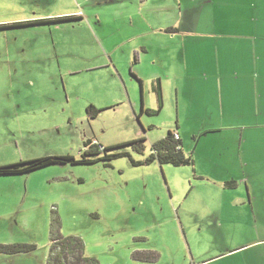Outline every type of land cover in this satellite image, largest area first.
Returning <instances> with one entry per match:
<instances>
[{"label":"rangeland","instance_id":"obj_1","mask_svg":"<svg viewBox=\"0 0 264 264\" xmlns=\"http://www.w3.org/2000/svg\"><path fill=\"white\" fill-rule=\"evenodd\" d=\"M168 132L193 165H134ZM68 156L0 176L35 246L0 264H48L54 216L100 264H264V0H0V167Z\"/></svg>","mask_w":264,"mask_h":264},{"label":"trees","instance_id":"obj_2","mask_svg":"<svg viewBox=\"0 0 264 264\" xmlns=\"http://www.w3.org/2000/svg\"><path fill=\"white\" fill-rule=\"evenodd\" d=\"M57 21H65L60 19ZM174 30L170 29L167 33H173ZM161 83L158 81V98H159V109L157 111H148L150 114L158 115L163 109ZM88 111H95V115H98L100 111H97L94 107L88 109ZM143 112V111H142ZM178 136V139H176ZM90 146V152L86 151L85 155L95 156L102 152H106L110 149L103 148L98 144H87L86 147ZM118 157V156H116ZM103 160V159H100ZM109 160V158H104ZM99 160H86L75 161L70 156L68 157H45L30 162H22L16 165L0 167V176L5 175H23L29 174L39 169L55 165V164H95ZM154 162L160 165H172L175 167L191 166L194 164L192 158H187L184 155L182 148V140L178 133L168 132V135L155 142L152 147V155L143 163L134 164L137 166L150 165ZM233 183L227 184L232 187ZM60 220L58 217H53L51 221L50 239L51 248L48 264H100L96 258H90L86 256L85 244L81 238L68 237L63 238L60 234ZM35 249L32 245H11V246H0V253L4 254H18V253H29ZM58 250V252H57ZM143 258V257H142ZM134 259L140 260L139 254H134ZM145 262L149 260L143 258ZM141 261V260H140Z\"/></svg>","mask_w":264,"mask_h":264},{"label":"crops","instance_id":"obj_3","mask_svg":"<svg viewBox=\"0 0 264 264\" xmlns=\"http://www.w3.org/2000/svg\"><path fill=\"white\" fill-rule=\"evenodd\" d=\"M183 31H179V30H174V32L173 33H168V35L170 36H172V37H175L177 34H180V33H182ZM216 37L217 38H220L221 40H222V42H220V43H225V41L227 40V37H229L227 34H225V35H218V34H216ZM197 42L199 43V40H197L194 44L196 45L197 44ZM220 43H218V44H220ZM195 47V46H194ZM229 48V47H228ZM195 51L197 50V48L195 47V49H194ZM231 52H233V50L230 48L229 49V51H228V55H227V57H226V61L225 62H227V63H229V60H230V55H231ZM217 54V53H216ZM218 55V54H217ZM231 68L229 67V64H228V66H227V68H219L217 71H216V75L217 76H226L227 75V77L229 78V73H231ZM222 78H219V77H216V80H221ZM230 85H231V83H229ZM162 89V88H161ZM247 159H249L247 156H245V158L244 157H241V161H243V162H245L246 164H247Z\"/></svg>","mask_w":264,"mask_h":264},{"label":"built area","instance_id":"obj_4","mask_svg":"<svg viewBox=\"0 0 264 264\" xmlns=\"http://www.w3.org/2000/svg\"><path fill=\"white\" fill-rule=\"evenodd\" d=\"M176 139H178V136H176Z\"/></svg>","mask_w":264,"mask_h":264}]
</instances>
